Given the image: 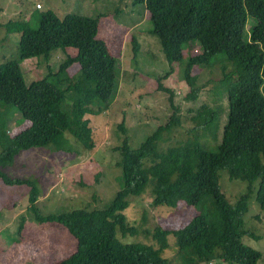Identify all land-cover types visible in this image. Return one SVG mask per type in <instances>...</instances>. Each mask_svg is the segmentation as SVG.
Here are the masks:
<instances>
[{
  "label": "trees",
  "instance_id": "obj_1",
  "mask_svg": "<svg viewBox=\"0 0 264 264\" xmlns=\"http://www.w3.org/2000/svg\"><path fill=\"white\" fill-rule=\"evenodd\" d=\"M132 4L146 6L153 26L150 32L159 37L170 65L184 63L191 88L189 102L197 101L202 91L193 69L211 68L215 55H226L221 61L224 78L217 86V95L226 100L225 121L223 107L203 104L190 119L192 134L171 142L183 120L174 92L160 81L159 90L169 94L173 115L139 148L132 149L123 140L117 148L121 188L103 208L42 214L35 181L10 178L1 169L0 180L7 186L30 187L28 208L35 220L60 224L75 238L74 251L56 264H171L164 257L169 235L176 239L178 262L183 264H257L261 253L244 243L243 237L255 236L244 220L252 195L264 214V0H132ZM249 17L254 23L248 29ZM99 19L100 15L76 13L60 18L48 11L37 25L27 20L9 22V31L21 34L20 60L49 59L57 48L73 47L76 52L67 55L57 72L50 70L30 84L20 60L0 63V105L16 108L30 122L13 137L0 125V166L13 164L21 150L51 144L58 151L68 150L66 132L85 149L95 148L91 122L85 116L106 112L120 87L117 59L98 36ZM132 42L137 51L138 41L132 38ZM196 43L200 52L190 53ZM74 63L78 69L62 89L59 76ZM66 95L73 101L68 112L62 106ZM167 142L170 144L164 148ZM220 171H226L232 181L246 182L247 190L237 202H230L222 192ZM148 187L154 195L153 205L188 204L197 213L184 227L157 226L152 236L158 246L122 242L119 232L122 236L137 232L124 214L128 198L141 196ZM22 229L18 228L19 234Z\"/></svg>",
  "mask_w": 264,
  "mask_h": 264
},
{
  "label": "rangeland",
  "instance_id": "obj_2",
  "mask_svg": "<svg viewBox=\"0 0 264 264\" xmlns=\"http://www.w3.org/2000/svg\"><path fill=\"white\" fill-rule=\"evenodd\" d=\"M53 11L58 17L67 13L97 17L100 15L98 36L106 41L116 57L119 70V90L109 109L100 115H87L91 122L95 148L87 150L68 133V150L58 151L52 144L21 150L14 163L0 166L10 178L35 181L40 192L37 205L42 214L66 212L75 208H103L121 188L122 171L117 163L121 155L117 150L126 138L132 149H137L160 125L173 115L169 94L159 90V83L174 92V103L180 108L183 126L174 132L171 142L187 139L193 128L190 121L198 109L207 104L224 110L226 100L217 95V86L223 80L222 62L226 55L219 53L211 68L195 67L192 75L198 76L197 86L202 91L197 101L189 102L191 91L185 78L184 63L171 66L165 57L159 37L150 32L152 22L144 4L132 0H0V63L20 60L21 34L9 31L10 21L27 20L37 25L42 14ZM254 23L248 18L247 28ZM132 38L139 48L135 51ZM73 47L57 48L49 59L37 56L20 60L27 84L43 79L49 71L57 72L67 55H74ZM200 52L196 43L190 53ZM185 48V61L188 60ZM229 71L232 67L229 65ZM78 69L74 63L65 75H60V86L65 89L67 80ZM169 73V76H166ZM161 79V80H159ZM72 98L64 99L66 112ZM5 125L11 137L30 122L23 120L16 108L0 105V125ZM123 130H122V128ZM188 132H190L188 134ZM170 142L163 144L166 148ZM2 148L0 147V152ZM220 186L228 200L235 203L247 190L246 182L230 180L226 171H220ZM256 186V184H255ZM30 187L7 186L0 180V264H56L75 249V238L60 224H40L29 207ZM154 195L148 187L139 197H129L124 210L126 220L137 231L125 236L122 242H143L158 246L152 236L157 226L165 229L184 227L197 210L188 204L177 207L152 204ZM246 228L255 236L246 235L243 242L261 253L257 264H264V214L252 195L249 210L244 216ZM22 226L21 234L18 228ZM149 231V232H148ZM175 237L169 235V248L164 257L171 264L178 262ZM202 264H237L232 261H213Z\"/></svg>",
  "mask_w": 264,
  "mask_h": 264
}]
</instances>
